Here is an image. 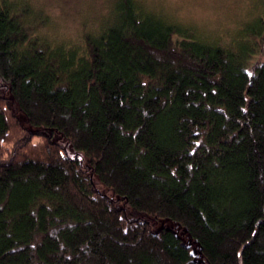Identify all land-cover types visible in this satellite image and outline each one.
Returning a JSON list of instances; mask_svg holds the SVG:
<instances>
[{
	"label": "trees",
	"instance_id": "1",
	"mask_svg": "<svg viewBox=\"0 0 264 264\" xmlns=\"http://www.w3.org/2000/svg\"><path fill=\"white\" fill-rule=\"evenodd\" d=\"M115 6L66 42L0 0V264H264V12Z\"/></svg>",
	"mask_w": 264,
	"mask_h": 264
},
{
	"label": "rangeland",
	"instance_id": "2",
	"mask_svg": "<svg viewBox=\"0 0 264 264\" xmlns=\"http://www.w3.org/2000/svg\"><path fill=\"white\" fill-rule=\"evenodd\" d=\"M24 1L40 16L35 28L62 41H79L85 28L92 29L116 18L118 0H16ZM190 27L201 36L226 43L250 36L253 19L264 12V0H185L174 7L166 0H141ZM106 17V18H105ZM103 22V24H104ZM198 36V35H197ZM198 36V37H201ZM252 38H254L252 36ZM38 139L36 138L35 141ZM5 148V147H4Z\"/></svg>",
	"mask_w": 264,
	"mask_h": 264
},
{
	"label": "water",
	"instance_id": "3",
	"mask_svg": "<svg viewBox=\"0 0 264 264\" xmlns=\"http://www.w3.org/2000/svg\"><path fill=\"white\" fill-rule=\"evenodd\" d=\"M189 247H191V243L189 244ZM191 255L195 258V259H199V262L201 264H205L203 259H200V253H199V250L197 248V246L193 247L192 250H191Z\"/></svg>",
	"mask_w": 264,
	"mask_h": 264
},
{
	"label": "snow or ice",
	"instance_id": "4",
	"mask_svg": "<svg viewBox=\"0 0 264 264\" xmlns=\"http://www.w3.org/2000/svg\"><path fill=\"white\" fill-rule=\"evenodd\" d=\"M167 3L171 4L174 7H179L181 4L185 2V0H166ZM252 73H249L251 75ZM199 143V141H198Z\"/></svg>",
	"mask_w": 264,
	"mask_h": 264
}]
</instances>
